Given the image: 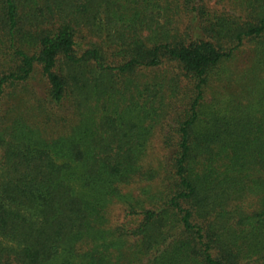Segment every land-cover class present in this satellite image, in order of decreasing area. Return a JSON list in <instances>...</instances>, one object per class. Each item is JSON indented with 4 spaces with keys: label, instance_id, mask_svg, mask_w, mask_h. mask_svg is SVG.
I'll use <instances>...</instances> for the list:
<instances>
[{
    "label": "trees",
    "instance_id": "1",
    "mask_svg": "<svg viewBox=\"0 0 264 264\" xmlns=\"http://www.w3.org/2000/svg\"><path fill=\"white\" fill-rule=\"evenodd\" d=\"M228 1L0 0V121L6 91L37 67L52 108L73 118L58 141L69 163L35 126L0 135V264H132L122 247L139 264H264V82L207 93L241 77L228 64L247 47L264 74V0ZM165 63L191 93L178 125L161 129V171L144 161L173 104L160 79L139 75ZM75 178L104 195L79 193ZM158 179L159 200L126 206L137 223L94 239L123 186Z\"/></svg>",
    "mask_w": 264,
    "mask_h": 264
},
{
    "label": "rangeland",
    "instance_id": "2",
    "mask_svg": "<svg viewBox=\"0 0 264 264\" xmlns=\"http://www.w3.org/2000/svg\"><path fill=\"white\" fill-rule=\"evenodd\" d=\"M208 4L211 9L228 10L229 1L208 0ZM143 33L147 34L149 31L145 30ZM251 55V49L247 47L241 54H238L236 61L228 64L233 71H239L241 77H238L235 82L229 83L226 88H219L214 83L213 86L209 87L207 93H246L245 87L248 84L255 85L258 88L261 87L264 82V74L261 70L256 73L251 72L254 64ZM139 76L142 81L160 79V82L165 84L163 93H166L168 104H173L170 108L167 106L165 110L168 113L170 112V115L164 116L162 114L157 122H155L154 134L148 139L150 145L144 165L147 167L153 166L161 170V162L166 156V151L163 147L164 133L161 132V129L175 127L181 121L183 118L181 113L187 103V96L191 93V87L188 81L182 77L179 67L172 63H165V66L159 71L144 70ZM48 93V83L40 67L36 68L31 78L24 84L9 88L6 91L7 95L3 108V117L0 121V135L4 136L6 142H10V132L12 127L17 124V121L24 125L35 126L39 129L37 130L36 139H40V141L52 140L58 143L57 148L53 149V156L56 161L59 164L69 163L71 160L65 154V149L60 147L61 144L58 141L64 138L63 136H65L64 133L66 132L65 126L72 123L73 118L68 115V111L65 108L53 109L49 103ZM90 102L95 104L94 100H90ZM87 109L90 110V108ZM5 147H0V163L5 155ZM74 167L75 169L72 171L77 172L79 175L81 173L80 165L75 164ZM76 178L72 180V185L79 193L104 195L103 190H100V188H86L83 186L82 179ZM163 190V183L159 179L145 180L123 186L121 193L114 196L110 201L108 226L103 228L101 232H97L94 239L100 242L104 239H113V235H110V228L124 222H131V224L137 223L141 216L134 215L126 218V206L130 205V203L136 207L140 203L142 205H148L151 203L150 201L159 200L158 198ZM141 204L138 206L140 207L139 209L142 207ZM95 240L91 238V241L88 240V243H84L85 248L95 245ZM122 251L126 255L125 262L132 261V264H139L138 261L135 262L131 258L132 252L130 249L128 250L126 247H122Z\"/></svg>",
    "mask_w": 264,
    "mask_h": 264
}]
</instances>
